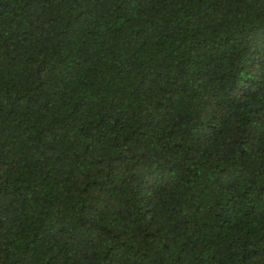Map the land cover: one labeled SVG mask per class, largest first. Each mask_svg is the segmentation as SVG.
<instances>
[{
    "label": "trees",
    "instance_id": "obj_1",
    "mask_svg": "<svg viewBox=\"0 0 264 264\" xmlns=\"http://www.w3.org/2000/svg\"><path fill=\"white\" fill-rule=\"evenodd\" d=\"M0 264H264V0H0Z\"/></svg>",
    "mask_w": 264,
    "mask_h": 264
}]
</instances>
